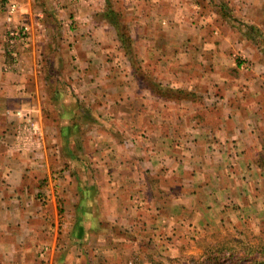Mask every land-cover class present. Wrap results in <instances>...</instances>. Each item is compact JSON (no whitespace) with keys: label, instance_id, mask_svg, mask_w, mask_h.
Segmentation results:
<instances>
[{"label":"crops","instance_id":"1","mask_svg":"<svg viewBox=\"0 0 264 264\" xmlns=\"http://www.w3.org/2000/svg\"><path fill=\"white\" fill-rule=\"evenodd\" d=\"M2 2L19 5L11 25ZM25 25L15 59L7 32ZM257 204L264 0H0V264H67L79 236L113 245L102 222L178 237Z\"/></svg>","mask_w":264,"mask_h":264},{"label":"rangeland","instance_id":"2","mask_svg":"<svg viewBox=\"0 0 264 264\" xmlns=\"http://www.w3.org/2000/svg\"><path fill=\"white\" fill-rule=\"evenodd\" d=\"M239 5L238 3L234 4L237 9ZM231 8L233 10V3ZM225 14L229 17L228 12L226 13L225 11ZM83 144L85 145V143ZM76 157L74 173L79 175L82 182H89L91 177L89 171L92 168L90 166L92 165L90 158L87 153ZM57 165L60 168L65 167L68 162L62 163L58 161ZM98 178L100 177L98 176ZM98 182L100 184V181ZM101 187L99 193V202L101 204L95 212L99 220L102 217L107 219L110 213L104 200H101L106 195L105 185H101ZM136 192L134 191L133 194ZM72 194L71 190H69V195L71 196ZM128 199L132 201L133 196ZM133 209L137 211L136 205H134ZM238 218L241 219L238 222L233 220L232 225L227 227H224L221 220L215 221L209 225L213 227H206L198 231L194 230L195 233L192 235L186 234L184 236V231L179 230L182 235L178 237L154 234V231H151L152 234L144 233L136 236L123 229L126 223H122L124 227H120L119 224H114L118 227H111V223L102 222L100 223V229L105 231L108 228V233L111 234L108 237L111 236L110 241H112L113 245H109L105 237L97 238L96 240L95 238H89L90 236H79L74 240L82 243V245L76 244L78 246H71L69 247L72 248L71 251H67L68 249L66 250V248L69 245L68 235L62 236V233H60L58 240L60 239L61 247L63 246V249L66 250L64 257L67 258V264L73 263L75 255H78L77 258H80L86 264H92L96 259L102 263L105 262V258L106 261H111L112 256V260L116 264H264V208L257 204L249 212L243 213L241 211ZM113 247L122 248V250L119 252H114L113 250H107L106 252L103 250L105 252L98 251L97 256L93 254L96 248ZM47 250L42 248L38 252V256L43 263H49L50 256L47 259L46 255L49 251ZM90 250H92V253Z\"/></svg>","mask_w":264,"mask_h":264},{"label":"built area","instance_id":"3","mask_svg":"<svg viewBox=\"0 0 264 264\" xmlns=\"http://www.w3.org/2000/svg\"><path fill=\"white\" fill-rule=\"evenodd\" d=\"M2 8L6 13V20L11 25L15 14L19 11V5L16 2H2ZM30 30L28 26L9 27L7 32V46L11 56L19 59V45L27 46L29 44ZM19 46V47H18Z\"/></svg>","mask_w":264,"mask_h":264}]
</instances>
